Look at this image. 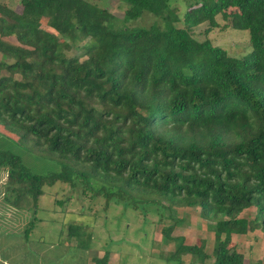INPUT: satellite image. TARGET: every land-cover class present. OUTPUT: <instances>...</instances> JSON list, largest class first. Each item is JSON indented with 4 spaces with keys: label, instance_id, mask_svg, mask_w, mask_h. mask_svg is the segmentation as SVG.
Listing matches in <instances>:
<instances>
[{
    "label": "trees",
    "instance_id": "obj_1",
    "mask_svg": "<svg viewBox=\"0 0 264 264\" xmlns=\"http://www.w3.org/2000/svg\"><path fill=\"white\" fill-rule=\"evenodd\" d=\"M118 1L121 17L89 0L0 4V124L16 136L0 131L3 197L36 208L44 185L79 182L105 202L150 208L180 262L207 257L170 235L174 206L198 207L214 225L211 264H245L228 245L264 234V0H188L181 15L173 3L187 0ZM143 12L155 19L128 25ZM217 14L247 31V53L191 35ZM82 40L83 58L65 53ZM250 206L252 219L239 215Z\"/></svg>",
    "mask_w": 264,
    "mask_h": 264
},
{
    "label": "rangeland",
    "instance_id": "obj_2",
    "mask_svg": "<svg viewBox=\"0 0 264 264\" xmlns=\"http://www.w3.org/2000/svg\"><path fill=\"white\" fill-rule=\"evenodd\" d=\"M89 1L104 6L117 17H121L126 9V5L118 0ZM187 2L173 3L180 15L186 9ZM0 4L15 11L20 8L19 0H0ZM232 9L228 10L235 12ZM154 19L149 13L143 12L137 19L130 20L128 25L148 26ZM215 20L218 23L216 27L206 30L208 24L203 22L191 29V35L199 41L208 38L213 45L225 48L233 56H241L249 51L246 30L222 27L227 22L221 14H217ZM41 26L50 30L44 19L41 20ZM1 39L17 43L13 36ZM84 41L78 43L77 49L64 50L65 53L83 58ZM59 43L62 45L63 41L59 39ZM0 131L16 137L1 124ZM25 159L30 166L36 163L34 158ZM46 165L39 161L35 168L43 171ZM5 179L6 173L0 167V264H95L93 258L100 259L104 252H107L105 264L200 263L199 257L190 253L182 254L181 262L168 258L174 243L164 242L162 224L156 220L159 216L150 208L124 207L112 200L105 202L101 196H94L90 191L84 192L79 182L71 186L60 181L42 187L36 208L30 207V203L25 208H18L11 206L3 197ZM173 209V216L180 220H177L170 235L182 236L185 244L200 243L199 248L207 254L206 263H211L213 223L199 215L198 207L174 206ZM255 212V207L250 206L239 215L252 219ZM171 222L168 218L164 220L165 224ZM229 244V247L242 253L245 264H264V234L259 229L247 231L243 235L236 234L230 237ZM202 262L205 263L204 260Z\"/></svg>",
    "mask_w": 264,
    "mask_h": 264
},
{
    "label": "crops",
    "instance_id": "obj_3",
    "mask_svg": "<svg viewBox=\"0 0 264 264\" xmlns=\"http://www.w3.org/2000/svg\"><path fill=\"white\" fill-rule=\"evenodd\" d=\"M235 235H236V234H232L231 237H232V236H235ZM240 235H243V234H240ZM206 258H207V257H206ZM206 258L204 259V262H205V263H206ZM199 262H200V261H199ZM200 263H201V262H200ZM200 263H198V264H200ZM202 263H203V262H202ZM205 263H203V264H205ZM211 263H212V262H211ZM211 263H209V264H211ZM206 264H208V263H206Z\"/></svg>",
    "mask_w": 264,
    "mask_h": 264
}]
</instances>
